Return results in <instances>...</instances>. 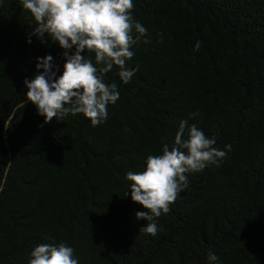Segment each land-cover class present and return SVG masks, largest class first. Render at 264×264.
Segmentation results:
<instances>
[{"label": "trees", "instance_id": "1", "mask_svg": "<svg viewBox=\"0 0 264 264\" xmlns=\"http://www.w3.org/2000/svg\"><path fill=\"white\" fill-rule=\"evenodd\" d=\"M133 5L147 30L131 49L134 76L124 84L115 65L105 75L120 96L92 126L83 114L45 123L27 100L38 59L51 55L59 78L65 50L32 35L21 0H0V264H29L36 246L61 243L78 264H264V0ZM182 120L231 151L188 174L152 236L126 174L171 150Z\"/></svg>", "mask_w": 264, "mask_h": 264}, {"label": "clouds", "instance_id": "2", "mask_svg": "<svg viewBox=\"0 0 264 264\" xmlns=\"http://www.w3.org/2000/svg\"><path fill=\"white\" fill-rule=\"evenodd\" d=\"M21 3L36 23L32 35L41 42L46 35L58 42L65 50L66 60L62 75L56 78L53 57L38 59L37 70L43 72L30 82L24 81L27 100L45 117V123L68 114H83L92 126L105 122L108 105L115 104L120 96L117 84L106 83L105 75L115 65L121 81L128 84L135 72L128 68V61L134 56L131 49L147 35L146 28L131 14L133 0H21ZM133 31L137 34L135 38ZM199 47L197 42L194 50ZM73 48L74 53L69 55ZM83 52L94 53L95 64L81 55ZM215 144V138L205 136L196 124L182 120L171 150L165 144L162 154L147 156L143 171L126 174L132 201L145 209L136 213L137 220L148 222L140 231L156 236L154 218L170 211V205L188 187V174L217 164L231 151V145L219 150ZM208 260L215 262L218 257L209 252ZM29 264H78V261L73 249L63 243L40 244L31 252Z\"/></svg>", "mask_w": 264, "mask_h": 264}]
</instances>
